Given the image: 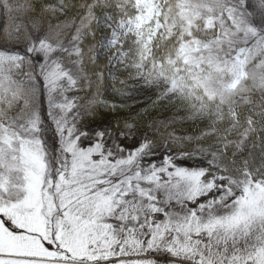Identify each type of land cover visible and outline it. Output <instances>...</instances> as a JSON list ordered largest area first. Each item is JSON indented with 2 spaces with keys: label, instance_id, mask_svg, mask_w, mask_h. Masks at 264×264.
I'll list each match as a JSON object with an SVG mask.
<instances>
[{
  "label": "snow or ice",
  "instance_id": "obj_1",
  "mask_svg": "<svg viewBox=\"0 0 264 264\" xmlns=\"http://www.w3.org/2000/svg\"><path fill=\"white\" fill-rule=\"evenodd\" d=\"M0 264H264V0H0Z\"/></svg>",
  "mask_w": 264,
  "mask_h": 264
}]
</instances>
